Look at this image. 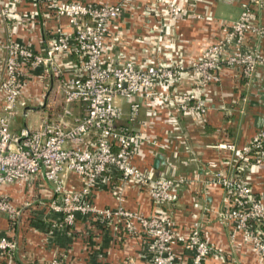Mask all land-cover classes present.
Masks as SVG:
<instances>
[{
	"label": "built area",
	"instance_id": "obj_1",
	"mask_svg": "<svg viewBox=\"0 0 264 264\" xmlns=\"http://www.w3.org/2000/svg\"><path fill=\"white\" fill-rule=\"evenodd\" d=\"M48 1L53 13L67 19L70 31L58 27L43 52L10 38L0 42V213L7 214L12 223L20 214L10 196L1 191L4 186L22 185L43 175L55 193L47 204L65 214V224L71 225L78 214L88 213L112 222L116 217L133 219L138 226L132 225L130 232L141 229L154 240L149 264H177L176 248L182 245L193 247L189 264H205L212 248L199 222L189 234L180 233L168 207L176 202L179 186L194 179L183 175L157 178L153 166L140 165L136 160L138 149L142 145L161 148L163 142L154 135H144L134 122L144 105L152 115L157 114L155 107L159 105L175 116H191L202 122L210 102L201 97L200 89L219 84L225 67L238 69L246 84L251 85L258 69L264 68V23L258 20L253 7H264V0L242 3L239 19L226 23L222 36L190 65L176 56L149 57L143 62L130 58L106 60L105 38L110 25L119 19L125 6L138 8L137 0L98 5L77 0ZM200 1L190 0L187 6L180 0H153L148 13L156 18L159 37L169 35L189 12L195 19L202 18L197 10ZM160 41L154 39L156 44ZM71 52L76 60L69 64L73 73L66 75L60 61ZM40 67L46 78L56 82L57 90L64 92L65 101L37 128L26 126L14 131L12 122L19 107L26 104L22 94L31 73ZM186 78L189 89L181 87ZM174 85L176 89L170 91ZM122 100L129 105L127 124L121 123L125 114ZM76 104L82 106V112H74ZM218 147L234 153L233 172L209 170L206 184L223 189L230 206L221 216L225 222L235 221L233 238L242 233L243 239L264 255V201L255 194L251 180L254 168L264 167V127L241 146L230 141ZM71 175L81 180L80 187L69 183ZM115 177L119 182L113 184L114 190L122 203L126 188L133 182L149 193L157 215L147 217L124 207H96L92 201L95 189ZM17 248V240L0 230V258L12 260ZM49 264L61 263L54 258Z\"/></svg>",
	"mask_w": 264,
	"mask_h": 264
},
{
	"label": "crops",
	"instance_id": "obj_2",
	"mask_svg": "<svg viewBox=\"0 0 264 264\" xmlns=\"http://www.w3.org/2000/svg\"><path fill=\"white\" fill-rule=\"evenodd\" d=\"M77 1L98 5L118 0ZM180 1L190 5V0ZM219 1L201 0L197 10L203 14L202 18L195 19L189 12L176 29L162 38L155 30L158 25L156 18L148 13L153 0H137L138 8L125 6L106 35V60L130 58L143 62L149 57L166 59L176 56L184 59L187 65L192 64L204 48L222 36L223 26L241 15L234 18L217 16ZM222 1L240 8L242 12V3L250 0ZM0 4H3L2 0ZM253 7L258 20L264 23V7ZM15 9L12 8L11 17L3 16L0 10V42L10 38L35 52H43L58 27L71 30L67 19L53 13L45 0H21ZM154 39L161 41L156 44ZM261 47L264 51V39ZM75 60L76 55L72 52L61 59L66 75L73 73L69 64ZM181 87H191L188 78ZM161 89L167 88L161 86ZM169 89L175 90L176 85ZM61 92L57 90L55 81L45 77L43 67L33 71L21 97L26 104L19 107L12 129L19 131L29 127L27 116L30 110L48 108L51 115L56 107L50 102V97L54 93L56 99ZM200 95L210 102L208 114L202 122L191 116H175L159 105L155 107L156 115L150 114L147 105L142 107L134 127L144 135L161 139L163 147L154 149L142 145L136 160L140 165L153 166L157 178L183 175L194 179L179 186L176 202L168 207L173 212L174 225L180 233L189 234L194 223L199 222L202 234L212 248L205 264H264V255L246 242L242 233H237V237L233 238L235 221H223L221 214L230 206L223 189L218 185L206 184L209 170L233 172L234 153L219 148V144L231 141L241 146L264 127V68H259L253 83L247 85L238 69L225 67L221 71V82L201 88ZM2 98L0 92V104ZM121 105L125 113L121 123L127 124L129 105L123 100ZM74 112H82V106L76 104ZM160 154L164 162L156 167L155 160ZM118 180L115 177L110 183L99 184L92 198L96 207L112 210L124 207L147 217L157 215V206L149 193L133 182L126 188L122 203L113 185L118 184ZM251 180L255 194L264 201V167L254 168ZM69 183L75 187L81 186V180L75 175H71ZM1 191L10 196L12 203L20 209V214L17 221L12 223L7 214L0 213V230L18 243L12 260L0 258V264H49L54 258L59 259L61 264H146L151 257L154 240L141 229L137 233L130 232L132 225L138 226L133 219L116 217L112 222L97 213H88L78 214L71 225L65 224V214L52 210L47 204L53 200L55 193L53 185L43 175L22 185H6ZM176 253L177 264H189L193 247L179 246Z\"/></svg>",
	"mask_w": 264,
	"mask_h": 264
},
{
	"label": "rangeland",
	"instance_id": "obj_3",
	"mask_svg": "<svg viewBox=\"0 0 264 264\" xmlns=\"http://www.w3.org/2000/svg\"><path fill=\"white\" fill-rule=\"evenodd\" d=\"M2 1H3V4L2 5L0 4V10L2 11V15L6 16V17H8V16L11 17V16H13V14L11 13L12 8L15 9L21 0H2ZM45 1L47 3V6L49 7V1L48 0H45ZM4 4H5V6H3ZM8 13L10 15H8ZM240 13H241L240 8L233 7L229 3L222 1V0L218 2L217 10H216L217 16L234 18V17L239 16ZM54 92H56V91L54 90ZM64 101H65L64 92H61L58 95V98H56V99H55L54 93H52V96L50 97V102H53L55 107H57V108ZM48 116H49V109L48 108L43 109V110H38V111L30 110L29 115L27 116L28 126L30 128H37L39 126V124L42 122V120ZM60 263H61V261H60ZM149 263H150V259L147 260L146 264H149Z\"/></svg>",
	"mask_w": 264,
	"mask_h": 264
},
{
	"label": "water",
	"instance_id": "obj_4",
	"mask_svg": "<svg viewBox=\"0 0 264 264\" xmlns=\"http://www.w3.org/2000/svg\"><path fill=\"white\" fill-rule=\"evenodd\" d=\"M161 162H164V160H163V156L160 154L155 160V166L159 167Z\"/></svg>",
	"mask_w": 264,
	"mask_h": 264
}]
</instances>
